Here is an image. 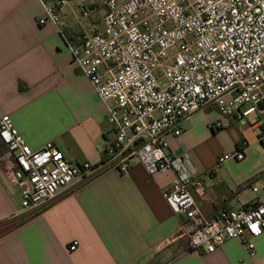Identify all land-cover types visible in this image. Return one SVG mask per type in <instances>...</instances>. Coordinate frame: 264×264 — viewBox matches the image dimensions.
Segmentation results:
<instances>
[{"label": "crops", "instance_id": "obj_1", "mask_svg": "<svg viewBox=\"0 0 264 264\" xmlns=\"http://www.w3.org/2000/svg\"><path fill=\"white\" fill-rule=\"evenodd\" d=\"M43 15L40 0H0V120L10 116L33 150L51 142L72 163L100 165L114 135L68 45L101 30L104 9L83 18L76 7L65 8L61 31L40 25ZM182 130L168 138L170 153L190 155L198 176L191 192L203 215L212 219L250 207L256 200L251 184L264 181L259 114L224 116L210 104L185 120ZM244 143V160L218 165ZM14 166L0 143V264H264V234L255 257L236 239L214 253L191 249V221L175 215L163 197L172 172L150 176L136 164L124 175L104 167L55 200L25 209L19 187L10 183ZM73 240L80 245L71 252Z\"/></svg>", "mask_w": 264, "mask_h": 264}, {"label": "built area", "instance_id": "obj_2", "mask_svg": "<svg viewBox=\"0 0 264 264\" xmlns=\"http://www.w3.org/2000/svg\"><path fill=\"white\" fill-rule=\"evenodd\" d=\"M40 2L44 15L38 23L59 31L69 6L83 18L104 9L103 28L68 47L104 104L114 138L100 165H78L54 143L33 150L11 117L4 116L0 143L14 159L9 178L20 189L23 207L49 203L79 178L104 167L127 175L140 164L150 176L174 173L163 197L175 215L191 221V249L214 253L236 239L255 257L256 240L264 234V181L251 184L256 200L250 207L208 219L191 192L198 184L191 157L171 154L168 138L179 137L182 123L210 104L224 116L258 113L264 127V0ZM245 152L244 143L218 165L242 161ZM79 245L73 240L69 250Z\"/></svg>", "mask_w": 264, "mask_h": 264}, {"label": "rangeland", "instance_id": "obj_3", "mask_svg": "<svg viewBox=\"0 0 264 264\" xmlns=\"http://www.w3.org/2000/svg\"><path fill=\"white\" fill-rule=\"evenodd\" d=\"M247 107H244V109H246ZM11 183V185H13V186H15L16 188H17V186L13 183V182H10ZM21 194V193H20ZM20 194H19V197H20V203H21V205H22V198H21V196H20Z\"/></svg>", "mask_w": 264, "mask_h": 264}]
</instances>
